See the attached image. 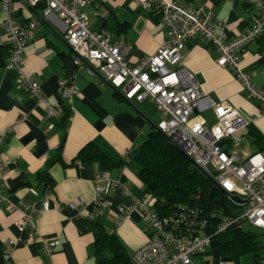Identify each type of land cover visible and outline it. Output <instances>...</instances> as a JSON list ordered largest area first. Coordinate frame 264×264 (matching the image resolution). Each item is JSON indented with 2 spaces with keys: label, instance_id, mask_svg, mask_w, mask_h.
<instances>
[{
  "label": "crops",
  "instance_id": "0c3cea01",
  "mask_svg": "<svg viewBox=\"0 0 264 264\" xmlns=\"http://www.w3.org/2000/svg\"><path fill=\"white\" fill-rule=\"evenodd\" d=\"M177 1L183 5L202 4L206 10H212L222 25L216 32H224L229 40L244 34L253 23L254 12L244 7L245 0H220L218 5L209 0H196L190 4ZM126 2L92 0L86 13L89 21L96 19L94 27L90 23L96 32L103 22L101 18L108 16L106 7L114 11L120 22L129 23L125 34L115 41L123 40L130 45L126 60L135 65L141 58L156 52L165 40L166 32L161 24L154 25L148 19L147 12H137L131 5L127 7ZM12 7L17 16L26 20L36 19L20 1L15 0ZM37 12L42 15L41 11ZM2 18L0 10V20ZM104 34L110 36L107 32ZM7 44L5 34L0 31V46ZM256 50V43L249 45L238 54V61L240 68L251 74L254 86L264 91V53L256 54ZM181 55L184 66L194 75L203 93L213 101L228 103L247 119H256L252 125L264 133V112L260 102L248 99L232 73L216 64V49L205 47L194 38L187 43ZM70 57L62 43L39 22L34 39L24 51L23 65L24 73L39 85L40 95L51 111L49 119L46 117V105L38 104L18 84L17 72L6 69V62L0 68L1 151L10 161L5 176L0 179V193L6 201L0 205L3 262L9 259L13 264H46L48 261L53 264H109V251L96 254L95 237L101 232L114 235L129 259L147 241L143 214L132 207L134 200L143 198L144 190L137 178L139 168L128 154L150 132H155L152 126L157 127L161 119L158 107L149 99L142 102L125 99V102L86 67H82L68 74L73 75L72 83L78 93L69 101L61 99L68 116L65 125H59L64 111L58 100V89L64 76V64L71 62ZM204 116L213 123L210 112ZM241 136L236 150L240 153L238 157L236 151H232L238 162L253 154L241 151L245 142ZM88 143H93L112 162L123 160V164L108 172H101L96 165L82 166L76 156ZM47 162H54L48 170L53 183L51 188L44 186L42 179ZM100 175L128 185L129 196L120 190L112 191L107 197L108 208L95 214V179ZM78 199L84 205L81 213L69 207V203ZM44 200L48 201V210L32 216L29 225L25 220V206L38 205ZM9 204L16 205L18 209L8 210ZM128 208L131 211L124 218L118 210ZM20 221H25L22 231L17 227ZM249 228L260 232L263 243L264 233ZM39 236L57 241L50 258L43 255L37 241ZM260 247L256 254L246 253L235 262L224 255L217 241L212 239L207 248L191 257V261L192 264H264L262 245Z\"/></svg>",
  "mask_w": 264,
  "mask_h": 264
},
{
  "label": "built area",
  "instance_id": "2783aa9c",
  "mask_svg": "<svg viewBox=\"0 0 264 264\" xmlns=\"http://www.w3.org/2000/svg\"><path fill=\"white\" fill-rule=\"evenodd\" d=\"M0 0L3 18L0 31L5 34L11 46L6 61V69L18 74V84L26 89L38 104H45L47 119L50 109L40 95L39 85L24 73L23 56L26 46L34 39L39 26L31 19L25 26L14 18L13 2ZM25 7H42V16L52 27L58 30L76 54L73 67H85L86 62L104 81L120 91L125 99L142 102L153 101L159 110L160 121L157 129L175 144L206 177L211 178L225 193L248 201L246 205H237L238 218L222 216L220 224L213 234L225 232L236 221H242L251 228L264 233V151L247 156L238 162L230 147L222 144L230 141L232 147L240 143V136L256 119H247L238 110L226 102L213 101L203 93L194 75L184 66L182 51L187 42L199 38L218 52L216 64L227 69L240 83L248 99L260 102L264 112V91L258 90L244 74L238 61V53L264 31V7L256 0L258 19L255 26L244 34L229 40L224 32L217 33L211 12L202 8L182 7L175 0H128L130 4L143 11H149L156 5L161 15V25L166 38L156 52L141 58L130 65L126 57L130 45L123 40L114 41L110 36L91 29L86 8L92 0H18ZM219 24L218 26H220ZM78 91L72 83V75L60 79L58 95L69 101ZM210 112L213 123L204 116ZM0 137V179L10 164L1 151ZM115 190L129 196L128 185L110 180L100 175L95 180V214L108 208L107 197ZM6 203L0 193V205ZM22 205V203H20ZM74 211H83L81 200L69 203ZM132 207L143 214L147 227V241L130 257L131 264H192L191 257L202 252L212 241L207 232V223L177 211L169 217H160L153 209L148 197L134 200ZM16 205H8V210H16ZM48 210V201L38 205L25 206L26 218ZM131 209H119L126 218ZM222 215V214H221ZM25 221L17 223L20 231ZM207 227V228H206ZM33 241V237H31ZM38 243L42 253L50 258L56 245L55 239L39 236ZM264 260V236H263ZM2 264H13L7 259ZM46 264H53L48 261Z\"/></svg>",
  "mask_w": 264,
  "mask_h": 264
},
{
  "label": "trees",
  "instance_id": "16d2710c",
  "mask_svg": "<svg viewBox=\"0 0 264 264\" xmlns=\"http://www.w3.org/2000/svg\"><path fill=\"white\" fill-rule=\"evenodd\" d=\"M181 1L190 4L196 0ZM209 1L213 5H218L220 2V0ZM256 1L264 7V2L261 0ZM177 3L184 8H202L205 13L211 12L213 15L212 21L215 23L216 27L219 28L222 26H218L221 23L216 20L213 11L206 10L204 5H183L179 1H177ZM243 4L247 10L252 9L254 12L253 23L247 28V30H249L255 26L256 19L259 17L256 7L257 4L249 0H245ZM130 5V2L127 1L126 6L130 7ZM36 9L42 11V7L40 6L36 7ZM106 9L108 16L101 18L103 22L97 32H107L111 39L115 41L116 38L125 34L129 23L120 22L115 16L114 11L109 7H106ZM134 9L137 12L143 11L141 9ZM143 12H147L148 19L154 25L161 24V15L156 5H154L151 10ZM14 18L18 20L22 26H25L31 20H26L16 14H14ZM197 39L200 40L199 38ZM253 43L257 45L256 54L264 53V31L240 50V52ZM207 46L209 45H205V47ZM10 50V44L0 46V68H2L8 60ZM263 58H261V60ZM64 65L63 71L65 76H69L68 74H72L76 69L73 67L72 61H66ZM242 71L244 72L243 69ZM244 74L247 75L251 81V74L247 71L244 72ZM61 99L62 98L58 96V100L64 111L59 125H65L68 110L63 106ZM241 138L251 147L253 154L262 153L264 151V133H261L255 125H249ZM230 143V141H226L222 146L226 148L230 147L231 150L232 146ZM128 156L139 168L137 178L144 190L143 197H148L152 201L153 209L160 217H169L177 211H183L187 216H194L193 218L196 220H203L207 223V232L212 234L213 240L215 239L217 241L220 251L224 255L230 256L235 262L246 253L251 252L256 254L260 250L262 235L253 232L240 220L233 222L225 232L213 234L222 220V207L220 205L222 193L214 187L211 181L202 172L196 169L158 133L150 132L147 138L136 149L132 150ZM76 159L82 166L96 165L101 172H108L123 164V160L118 163L112 162L107 155L93 143H88L77 154ZM54 162H47L46 170L42 173L44 186L47 188L53 186L52 180L48 175V170ZM225 205L231 213V218L237 219L241 209L227 200H225ZM236 210H239V212ZM95 248L97 255H102L106 250L110 252L109 264H130V259L125 254L122 245L112 234H106L105 232L98 234L95 237ZM4 260L5 253L0 243V264H2Z\"/></svg>",
  "mask_w": 264,
  "mask_h": 264
},
{
  "label": "water",
  "instance_id": "95a60500",
  "mask_svg": "<svg viewBox=\"0 0 264 264\" xmlns=\"http://www.w3.org/2000/svg\"><path fill=\"white\" fill-rule=\"evenodd\" d=\"M31 13L34 15V17L40 22L42 23L43 25H45L53 34L54 36L62 43V45L66 48V50L71 54L72 57H70V59L72 60L74 57H76V54L75 52L73 51V49L69 46V44L65 41V39L63 38L62 34L56 32L55 30L51 29V27L48 25V23L46 22L45 18L39 14L37 12V10L33 7H27ZM83 64L84 66L87 68V69H91L90 66L83 61ZM92 73L93 75H95L97 78H99L114 94H116L118 97H120L122 100H124L125 102H127L125 100V98L119 94V92L114 89L108 82L104 81L102 79V77L94 70H92ZM153 130L158 133L162 138H164L172 147H174L183 157H185L191 164L192 162L190 161V159L175 145L173 144L170 139L168 137H166L161 131H159L157 129V127H154L152 126ZM193 165V164H192ZM195 167V166H194ZM196 168V167H195ZM197 169V168H196ZM200 171V170H199ZM201 172V171H200ZM211 183L214 185V187L216 189H218L221 193H222V197L220 199V205L222 207V216L224 217H230L231 216V213L229 211V209L227 208V206L225 205V199H227L228 201H230L231 203L233 204H237V205H246V203L248 202L247 200L246 201H242L240 200L239 198L237 197H232L230 196L229 194L225 193L218 185H216L214 183V181L207 177Z\"/></svg>",
  "mask_w": 264,
  "mask_h": 264
},
{
  "label": "rangeland",
  "instance_id": "374dc122",
  "mask_svg": "<svg viewBox=\"0 0 264 264\" xmlns=\"http://www.w3.org/2000/svg\"><path fill=\"white\" fill-rule=\"evenodd\" d=\"M128 1V0H127ZM262 2H264V0H261ZM36 9V8H35ZM37 10V9H36ZM42 12V11H41ZM95 22H96V19H92V20H90L89 21V23H91V25L94 27V24H95ZM96 28V27H95ZM6 40H7V38H6ZM74 68H76V67H74ZM76 69H78V68H76ZM254 82L257 84V80H256V78L254 79ZM206 115V114H205ZM51 111H50V117L49 118H51ZM47 117V116H46ZM2 138V137H1ZM243 141H245V140H243ZM238 149V147H232V151L234 150V151H236ZM241 149V151H243L244 152V154H249V153H252V149H251V147L250 146H248L247 145V143H246V141L244 142V145H242V148H240ZM240 153H238V151H236V155H237V157H238V155H239ZM97 178V177H96ZM96 180V179H95ZM107 200V199H106ZM253 232H255V233H257V234H259L260 232L259 231H256V230H252Z\"/></svg>",
  "mask_w": 264,
  "mask_h": 264
},
{
  "label": "clouds",
  "instance_id": "9594fccd",
  "mask_svg": "<svg viewBox=\"0 0 264 264\" xmlns=\"http://www.w3.org/2000/svg\"><path fill=\"white\" fill-rule=\"evenodd\" d=\"M125 98V97H124Z\"/></svg>",
  "mask_w": 264,
  "mask_h": 264
}]
</instances>
